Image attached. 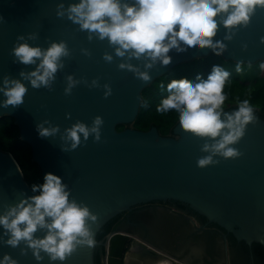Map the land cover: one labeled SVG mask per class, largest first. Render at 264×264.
I'll return each mask as SVG.
<instances>
[{
  "label": "water",
  "instance_id": "water-1",
  "mask_svg": "<svg viewBox=\"0 0 264 264\" xmlns=\"http://www.w3.org/2000/svg\"><path fill=\"white\" fill-rule=\"evenodd\" d=\"M80 0H0V87L4 77L20 79L28 92L19 108L0 107L1 115H11L19 137L31 147L32 159L46 173L62 177L71 190L70 199L87 205L98 216L89 221L96 246L78 247L65 261H51L41 252L37 261L24 241L13 248L5 242L0 226V259L10 254L18 264H264V113L256 110L257 122L249 124L236 147L237 159L215 157L220 163L198 167L201 151L210 138L185 132L178 117L161 133L156 122L146 128L133 126L142 101V89L170 68L190 59L205 56L211 49L169 55L167 67L157 64L148 70L149 61L119 57L116 47L105 38L68 19L67 8ZM132 4L135 0H121ZM64 16H59L60 5ZM227 29L220 26L215 39L223 40L227 51L221 56L235 62L264 61V10H258L247 28L234 30L231 41L224 40ZM23 35L31 46L47 49L53 42H65L69 56L56 73L52 91L34 89L20 73L34 71L37 65L14 62L12 49ZM35 35L36 39H28ZM25 41H20L23 43ZM246 46V48H245ZM113 57L111 62L105 55ZM39 63V62H38ZM131 63L148 70L152 80L143 82L133 72L121 70ZM80 83L65 95L66 77ZM99 87H92L97 80ZM112 95L104 98V84ZM6 97L0 93V102ZM237 105L225 106L226 112ZM70 114V118L68 117ZM104 119L101 142L94 136L77 149L62 150L65 130L77 121L89 127L93 119ZM223 118V117H222ZM59 126L53 137L41 138L36 126ZM83 141V137H81ZM44 180V179H43ZM25 181L14 156L0 149V215L21 199L36 195ZM46 229L35 236L44 238Z\"/></svg>",
  "mask_w": 264,
  "mask_h": 264
},
{
  "label": "clouds",
  "instance_id": "clouds-1",
  "mask_svg": "<svg viewBox=\"0 0 264 264\" xmlns=\"http://www.w3.org/2000/svg\"><path fill=\"white\" fill-rule=\"evenodd\" d=\"M59 16H64V5L61 4ZM258 10H264V0H135L134 3H122L121 0H80L67 8L68 19L87 30L92 39V33L100 40L107 38L116 47V55L141 59L148 70L157 64L167 67L173 62L169 55L173 49L177 53L211 49L220 56L227 51L223 40H217L221 25L227 29L224 40L231 41L234 30L247 28ZM28 39H36L29 35ZM23 35L17 38L12 49L14 62L24 65H37L34 71L21 72L24 80L30 81L34 89L44 87L52 91V82L56 73L63 68V57L69 56L65 42H53L47 49L31 46ZM264 43V37L261 38ZM246 48V46H245ZM104 59L111 62L113 57L105 55ZM39 62V63H38ZM264 70V62L260 64ZM121 70H128L143 82L152 80L150 71L141 69L131 63H121ZM240 71V63H237ZM230 72L221 65H213L207 79L197 74L195 80L188 78L172 79L167 84L168 95L156 111L166 114L174 111L178 114L179 125L187 132L199 138H210L213 143H205L201 151L209 153L198 159L200 168L219 164L215 157L237 159L242 153L234 147L245 136L249 124L257 122L256 109L249 100L239 101L236 109L226 112L224 105L228 99L224 89L230 77ZM65 95H71L74 87L80 82L73 76L66 77ZM92 87H99L98 79L92 81ZM165 85L160 84L164 89ZM104 98L112 95L110 84H104ZM28 88L20 79L4 77L0 93L6 99L0 102L3 108H19L23 105ZM70 118V114H68ZM223 117V118H222ZM50 122L45 120L36 126L41 138L53 137L59 133V126L45 127ZM104 119L96 116L92 125L77 121L65 130L61 137L65 144L63 151L77 149L82 143L94 136V142H101ZM83 137V141L81 139ZM42 184H33L31 190L37 193L21 199L19 203L8 207L0 215V226L4 235H9L6 244L16 248L24 241L27 245L22 249L26 255L28 249L37 261L47 254L51 261L67 260L78 247L96 246L94 233L89 221L96 223L98 216L91 212L87 205L70 199L71 190L63 182L62 177L51 172L44 175ZM42 229L47 230L44 238L35 234ZM0 264H18L10 254L0 259Z\"/></svg>",
  "mask_w": 264,
  "mask_h": 264
},
{
  "label": "trees",
  "instance_id": "trees-1",
  "mask_svg": "<svg viewBox=\"0 0 264 264\" xmlns=\"http://www.w3.org/2000/svg\"><path fill=\"white\" fill-rule=\"evenodd\" d=\"M262 62L264 61H258L255 64L260 68L258 73L256 71L258 67L249 63H240V71H237L238 62L225 60L212 51L205 56L184 61L170 68L142 89L141 105L132 125L146 128L148 121H152L156 122L161 133L167 132L170 123L178 117L174 111L166 114L156 111L161 101L168 95L167 84L172 79L184 77L195 80L197 74L207 79L212 66L217 64L231 74L224 89L228 97L224 107L231 104L237 105L239 101L247 99L257 111L264 113V70L258 65ZM161 83L165 85L164 89L160 88ZM0 149L14 156L30 187L44 182L39 165L32 159L31 147L27 141L19 137V128L11 115L0 116Z\"/></svg>",
  "mask_w": 264,
  "mask_h": 264
},
{
  "label": "rangeland",
  "instance_id": "rangeland-1",
  "mask_svg": "<svg viewBox=\"0 0 264 264\" xmlns=\"http://www.w3.org/2000/svg\"><path fill=\"white\" fill-rule=\"evenodd\" d=\"M259 61H261V60H259ZM258 61H256V62H254V63H250V62H242L243 64H246V63H249V64H251V65H255L256 63H257ZM238 63H241V62H238ZM258 65H260V63L258 64ZM256 66V65H255ZM256 67H258V66H256ZM256 71H258V73L260 72V68L258 67V68H256ZM251 80V77L249 78V81Z\"/></svg>",
  "mask_w": 264,
  "mask_h": 264
},
{
  "label": "built area",
  "instance_id": "built-area-1",
  "mask_svg": "<svg viewBox=\"0 0 264 264\" xmlns=\"http://www.w3.org/2000/svg\"><path fill=\"white\" fill-rule=\"evenodd\" d=\"M171 264H186V263H184V262H177V261L173 260V261L171 262Z\"/></svg>",
  "mask_w": 264,
  "mask_h": 264
}]
</instances>
